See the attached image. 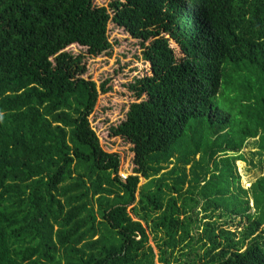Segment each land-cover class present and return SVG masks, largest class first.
Wrapping results in <instances>:
<instances>
[{
  "label": "trees",
  "instance_id": "16d2710c",
  "mask_svg": "<svg viewBox=\"0 0 264 264\" xmlns=\"http://www.w3.org/2000/svg\"><path fill=\"white\" fill-rule=\"evenodd\" d=\"M159 18L168 25L138 30ZM111 21L141 41L153 70L128 85L147 93L122 135L134 143L125 177L91 125L97 84L66 51L110 49ZM175 28L180 58L165 36L148 44ZM250 140L262 173L245 188L236 162ZM186 183L203 199L201 264H264V0H0V264H156L154 217L165 245L195 239L176 206ZM237 218L236 237L223 224Z\"/></svg>",
  "mask_w": 264,
  "mask_h": 264
},
{
  "label": "rangeland",
  "instance_id": "374dc122",
  "mask_svg": "<svg viewBox=\"0 0 264 264\" xmlns=\"http://www.w3.org/2000/svg\"><path fill=\"white\" fill-rule=\"evenodd\" d=\"M113 1L115 0H94L96 4L105 5L109 8ZM111 14H114L113 11H111ZM158 25L162 27L168 25V23L163 18H159L157 22H142L138 26V30H156L159 27ZM161 33L156 37H152L150 40L147 39L148 44L160 36H165L169 39L170 46L174 50L176 57L180 58L183 56L182 47L185 45V41L181 38V33H179L177 28L164 32L161 31ZM108 35L111 48L107 51L94 53L78 44L68 46L66 51L72 54L71 58L79 55L82 56V59L78 62L79 65L75 61L74 65L72 64L70 66V69H74L79 74L81 73L85 78L94 80L97 84L99 96L94 111L90 114L91 125L96 131L100 143L105 150L119 152L121 157L119 174L125 177L133 173L135 166L133 161L134 143L130 139H123L122 135L128 132L125 124L129 128H132L135 123V115L129 114V110L134 103L145 99L147 93V88L138 87V89H130L128 85L136 78L153 74V70L151 62L143 56L144 47L141 41L133 37L125 27L111 21L108 25ZM165 78L157 79L158 81L154 85L155 90L164 87L167 81ZM102 84L110 87V90L102 93ZM256 149L257 147L253 145V140H250L243 149L246 152L248 161L237 160L236 162L241 183L245 188L249 187L251 182L262 173V166L258 162L257 153L252 155ZM249 160H253V163L252 161L249 162ZM188 168L189 165H186V171L189 170ZM146 181L145 178L140 176L139 188ZM188 190L189 192H187ZM190 190H193L192 192L194 193L195 189L186 183L183 187V196L177 197L176 199V206H179L178 212H180L181 218L183 217V209H186V216L191 217V224H189L188 228L190 234L195 239H189L187 237L186 243L192 242V247L187 248L184 245L185 242L177 243L175 247L162 243L163 238L167 236H164V232L161 229L154 231V217V221L150 220L147 226L148 238L146 244L153 248L154 253L152 259L156 264H201L205 249L202 241H197V238L203 233L204 228H202V225L206 221V218L204 217L205 213L202 208L203 199L201 200L198 195L193 194L200 202L195 206L194 201L188 199L193 197ZM184 205L186 208L183 207ZM166 207L167 199H164L163 209L154 211V214H160ZM130 208L131 206H129V210ZM214 218H216L215 222L219 225L224 221V217ZM228 221L227 224L223 225L230 231H235L237 237L242 229L243 223H238V218L233 221ZM163 250H166V258L169 260L168 263L161 259V252L163 253Z\"/></svg>",
  "mask_w": 264,
  "mask_h": 264
},
{
  "label": "crops",
  "instance_id": "0c3cea01",
  "mask_svg": "<svg viewBox=\"0 0 264 264\" xmlns=\"http://www.w3.org/2000/svg\"><path fill=\"white\" fill-rule=\"evenodd\" d=\"M253 181H254V180H253ZM253 181H252V182H253ZM252 182H251V183H252Z\"/></svg>",
  "mask_w": 264,
  "mask_h": 264
}]
</instances>
